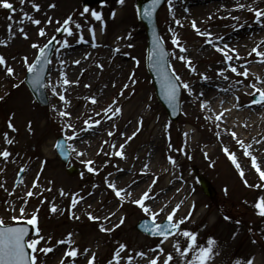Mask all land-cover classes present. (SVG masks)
Segmentation results:
<instances>
[{"label":"rangeland","instance_id":"rangeland-1","mask_svg":"<svg viewBox=\"0 0 264 264\" xmlns=\"http://www.w3.org/2000/svg\"><path fill=\"white\" fill-rule=\"evenodd\" d=\"M85 0H10L13 3L15 12L4 9L0 7V32L2 27H7L11 25L15 31L17 30V36L14 38L10 36L5 45H0V55L5 57V60L9 58L7 64L14 69V75L8 74L4 66L0 65L3 70H0V75L3 76V84L6 85L3 90V96L8 94H15L16 98H28L33 102L39 110L45 115L46 129L49 135L52 137L51 149L54 150V154L57 157L59 164L64 168V175L67 178L78 180L80 183L89 185V190L96 193L100 191L99 200L107 202L114 201L115 204L118 203L119 198L115 195V191L108 187V179L105 174L113 171L119 157H112V147L111 144L114 143L117 138V134L123 132L126 127L123 125H116L115 120H112L110 113L106 112L108 106L111 107L113 100L118 101L120 98L127 97L128 95L133 96V98L140 92L145 94L149 93L152 99V103L155 105V111L160 115L162 126L164 131L161 133L170 144L171 153L178 156L180 160L181 150L187 148V144L184 139V135L180 132V127L184 126L186 119H190L192 125L185 129L191 130L195 137L193 140L196 142L201 149L207 155L205 159L201 158L200 150H192L186 158V162L181 164L178 172L181 171L184 176L189 177V183L191 184L190 190L194 195L195 199H199L202 203L199 207L194 209L191 214L190 219L185 220L181 225L182 229L193 231L197 234L204 229V234L201 238V245H204L215 235H217L222 220H227L228 222L235 224L240 227V233L235 241V247L229 256V264H246L241 259L242 257L248 255L252 257L255 251H259L262 254L264 260V225L261 229H256L255 224H259V219L264 217L255 213L252 210V198L258 193L264 195V179H261L258 172H255L251 176H241L240 170L235 169L233 166V161L229 153H233L235 148L231 143L229 144V152H225L223 147H220L217 141H212V138L217 133V131L209 125L205 116L201 113L200 107L198 105L200 100L207 99L211 96V89L203 87V83L208 81L212 84L220 86L222 84V79H225L219 74L220 69H226L224 76H227V81L231 80V83L237 84L240 81H244L242 77H236L232 74L227 67L221 66V64L227 62L223 53L217 50L216 44L213 49L208 48V43L204 38L199 37L196 29L193 28L192 22L195 21L198 28L210 29L213 32V41L217 40L216 37L223 38H233V32L237 33L239 38L252 37L255 39V44H260L261 40H264V32L259 33H248L247 28L242 30L244 26L255 25L262 26L255 19L254 12L250 11V8H254V2L256 0H236L235 3H230L228 6L222 7L218 6L206 11L205 8L208 6V2H220L221 0H190L188 6H184V10L172 11L169 4L172 5V0H166L164 5L157 13V25L159 28V35L162 38V42L170 54L169 57V67L175 69V72L179 74L184 82H187L193 88V84L198 85L197 89L194 90V95L189 94L186 89H182L181 105L182 113L181 117L177 122H172L165 109L162 107L158 101L154 86L151 82V78L147 72L146 68V58H147V48H148V38L146 34V29L138 19L137 9L135 7L136 0H125V4L121 5L119 0H108L106 5H88L90 9L98 10L104 13L108 9L112 10V13L123 14V11H128L129 19L133 20L135 23L136 30L138 34L131 39L128 34L123 35V40L125 43L121 46H115L110 41L103 44L102 40L99 43V39L95 41L92 40L89 34V29L98 25V22L89 14L81 15ZM223 1V0H222ZM33 3H39L41 5L40 9L37 11L33 7ZM55 5V7H50V5ZM201 4V5H200ZM238 4H244L247 7L238 8ZM199 5V6H198ZM122 6L120 10L117 9ZM126 6V7H125ZM198 6L195 10L198 12L196 14L188 15L194 7ZM188 10V12H187ZM238 11L236 15L240 18L239 21L234 20V11ZM28 13L33 19H39L41 24L36 25L31 20L27 19L23 13ZM115 15L114 18H122V15ZM72 17L70 25L73 29V34L69 36L64 32L61 36H58V28H61L63 21ZM118 16V17H117ZM236 16V17H237ZM51 19L52 23H48ZM124 19V18H123ZM264 20V17L261 18ZM176 20L181 21V24H176ZM59 21L60 23H57ZM124 21V20H123ZM124 23V22H122ZM79 24L82 27L77 28L76 25ZM237 25H240L237 27ZM228 27V28H227ZM23 28L25 32L28 33L27 38L19 31ZM44 28L46 31L45 36L39 35V29ZM206 30V31H207ZM173 33L177 34L180 38L181 44L187 48V53L183 55L180 48H178L173 43ZM83 34L84 41H79V35ZM52 36H56L57 46L55 49L53 60L51 61V70L54 71L58 67H62L63 70H67L70 73V77L67 79L70 81L67 90L62 93L66 97V103L61 100L58 95L52 92L51 85L47 83L46 94L49 100V106L43 107L38 104L31 93L27 85L25 84V77L27 75L26 64L23 62L24 57H28L29 62H33L38 54V50L32 45L34 43H39L43 46L45 43L51 39ZM63 39H68L70 47H60L59 41ZM98 41V42H97ZM99 44L100 49H97ZM131 45V47L129 46ZM192 45L197 47L204 45V51L196 50L192 53L190 48ZM120 47V48H119ZM111 48V50L109 49ZM119 49L117 51L116 49ZM249 47L245 51L249 52ZM261 49H264V45H261ZM75 53V58L73 54ZM231 54V53H230ZM191 57V63L195 67L196 71L193 72L188 66L187 61L180 60L179 56ZM234 55V54H233ZM241 56V54H240ZM64 57H67L65 59ZM242 59L247 62L255 60V55L242 57ZM233 60L232 63L236 65L241 61ZM65 61L61 64L60 61ZM80 60V64H75L73 61ZM139 61L137 63L136 61ZM103 65V67H100ZM139 72V73H138ZM134 73V76L132 75ZM141 73V74H140ZM206 74L209 79L204 80L202 76ZM49 76V74H48ZM48 80V77H47ZM135 81V83L133 82ZM78 81V83H76ZM19 85V87H14V85ZM127 84L128 87L125 88L124 85ZM139 84V87L136 85ZM241 85H246L245 81L240 83ZM249 85V84H247ZM246 89V88H245ZM248 90V89H247ZM252 90L247 91L245 95L244 104L255 105L251 103L252 101ZM121 93H123L121 95ZM203 93V96H200ZM90 97H95L96 102L93 103ZM120 106V105H119ZM118 106V107H119ZM113 108V107H112ZM68 109V111L66 110ZM115 109V108H114ZM61 111L71 113L70 116L65 117L60 113ZM110 117V118H109ZM85 120L90 122L95 120H100V124L110 125L113 129L114 134L111 137L106 138V141L99 148V152L94 159L93 167L98 169V172L93 173L87 169V165L74 164V155L70 152L71 146L69 143V136H73V129L66 128L68 123L75 126L76 134L81 132L87 133L91 129L97 127L98 125L93 124L91 129L86 131H81L82 129H87ZM62 137L66 141V147L70 153L69 163L65 165L61 160L60 156L56 150L57 139ZM210 140L212 142L208 143ZM111 143V144H109ZM207 143V144H204ZM39 143H32L30 146L31 155L38 151ZM7 149L11 155L14 151L9 149L5 143L2 144L0 141V151ZM103 149V151H101ZM105 152H108L106 159L102 160ZM125 158L129 156V151L127 148L124 149ZM10 155V156H11ZM14 156V154H13ZM10 157L8 159L0 158V216H2L6 223H14L10 217L12 215L19 216V210L16 209V205L21 202L22 206L25 208V216H30L31 213L36 210L35 205H31V197H28L26 193L20 195L21 201H16L14 189L18 185V182L24 177L25 171L22 166H17V160ZM136 156V150L134 153ZM148 154H144L143 160H147ZM20 157V156H19ZM241 158V155L239 156ZM25 161L29 162L30 158L26 157ZM242 161L240 162L241 167ZM75 167L78 172L75 175H70L67 169ZM66 169V170H65ZM228 172V173H226ZM197 175L205 177L211 184L212 189L215 192L213 198H209L201 189ZM223 179V180H222ZM247 179L248 185H253L252 187L246 185L244 180ZM226 182L227 186H223L222 182ZM223 182V183H224ZM260 184L261 187H254ZM227 190V191H225ZM92 200L86 202V204H91ZM113 202V203H114ZM124 210L122 215H125L127 219L121 225V232L118 234L117 239L115 238L110 245V252L108 257L103 262L93 261V264H108L110 260H113L114 253L119 250V245L122 244L119 241L120 236H122L124 231L132 232L135 236L132 237L129 242L130 246L126 250L121 251L122 259L120 264H149V261L144 260L137 262L134 257V250L137 248L136 242L140 238H145L149 240V243L145 244L146 250L151 253L159 250L157 247L162 244V237L148 236L146 234L140 233L136 229V224L141 219H149L146 213L141 211V208L131 203L130 201L123 203ZM193 206L190 204L189 209ZM15 208L16 211L13 212L12 209ZM172 209L166 210L159 214L157 217V223L164 222L166 220V215L171 212ZM72 211L67 210L62 214H59L58 221L47 227L48 222L51 220L52 216L49 212L43 211L38 212V226L41 229V234L45 237L51 236L55 238L57 233L67 235L73 232V227L70 225V221L74 220L78 224H91V219L87 215L86 211H77L76 214L80 219H72ZM203 213L200 218L201 223L198 227L194 229L190 225L192 219H197ZM225 217H230L231 219H226ZM258 219V220H256ZM174 220H179L177 215H175ZM264 218L260 219L263 223ZM32 227V233L30 235L34 236V226ZM93 228L94 225H92ZM174 238L180 241L181 251L186 247V240L180 234L169 237V239ZM64 240L65 237L55 238L51 245L54 246V250L47 255L37 251L38 264H60V260L63 257L61 244H57L58 240ZM44 242L42 241L41 244ZM176 243V241H175ZM123 244H125L123 242ZM200 244H198L200 246ZM127 245V244H126ZM39 247V246H38ZM176 250V248H174ZM145 251L141 247L140 252ZM132 257L129 262L127 257ZM72 260L71 257L65 260V264H70ZM75 264H88V261L81 258H75ZM113 264L115 262L113 261ZM157 264H162V261H158ZM170 264H174L173 261ZM187 264V262L178 263Z\"/></svg>","mask_w":264,"mask_h":264},{"label":"bare ground","instance_id":"bare-ground-1","mask_svg":"<svg viewBox=\"0 0 264 264\" xmlns=\"http://www.w3.org/2000/svg\"><path fill=\"white\" fill-rule=\"evenodd\" d=\"M235 1L236 0H221L220 2H208L210 4H208L205 10L209 11L218 6L225 7L230 3H235ZM189 2L190 0H172L171 12L177 10L183 11V7L185 5L188 6ZM198 6H195L194 10L190 13L187 10L189 14H185L186 17L198 13L195 10ZM121 8L123 7L119 6L117 9L120 10ZM254 8L264 10V0H256L254 2ZM123 9V14H121V10L119 12V15H122V18L113 19L112 10L108 9L103 11V21L96 20L98 25L94 26V28L96 39H99V43L101 40L103 44L110 41L115 46H121L125 43L122 41L123 35L128 34L132 39L138 34L134 21L129 19L128 11L125 10V8ZM237 12V10L234 11V17L237 16ZM116 15H118V13ZM12 27L11 32H9V25L1 28L0 45H5L3 42L7 41L10 36L16 38L17 30L15 31ZM199 29L201 31L207 30L205 28ZM244 29L251 34L256 33L257 30H260L257 34L264 32V26L247 25L242 28V30ZM89 30V34L91 35V29ZM207 31L213 33L210 29ZM232 36L234 37L223 38V40L218 42L214 41L213 44H208L207 47L213 49L215 44H220L221 46H223V44H228L233 48H237L242 57L246 56V54L251 52L253 47H255V39L252 37H248L247 39L239 38L236 37L238 34L235 32H233ZM199 37L204 38L205 40L209 39L206 36L199 35ZM247 47L250 48L249 52L245 51ZM190 48L192 49V53H195L196 50H205L204 45L199 47L192 45ZM97 49H100L99 44L97 45ZM109 49L111 50V48ZM260 50L264 51V49L261 48ZM182 53L184 55L187 52ZM253 54L255 55V60L249 61L246 65V60L244 59H242L241 63L239 62L237 65L235 63L241 72L247 67L249 70V76L247 78L242 75H237L229 70L237 78L242 77L246 85H241L240 83L233 84L231 83V80L227 81L226 79H222V84L220 86L206 81L203 83V87H206L209 90L211 89V96L207 99L200 100L202 102L198 103L201 113L205 116L209 125L217 131L212 138V141H217L220 147L223 148L229 147V144L231 143L234 145L233 147L235 150L233 153L236 155L237 162L240 163L242 161L243 163L242 168L244 169V176H251L257 172L255 166L251 162V156L245 154L246 151L251 152L257 157V163L260 165L261 170L264 171V104H244L247 91L252 90L247 84L255 82L258 86L264 87V84L260 82L261 80H264V62H259L256 54ZM75 56L74 53L73 57L75 58ZM64 58L67 59V57ZM6 60L8 62L9 58ZM227 63L228 62H225L221 64V66L227 67ZM1 69L3 70V68L0 67V70ZM65 75L67 78L70 77V73L67 72V70H63L61 66L54 71H50L47 80L48 84L51 85V87L55 86L57 92L64 93L68 88V84H63ZM257 78L260 79L258 80ZM136 86L139 87V84ZM197 86L198 85L193 84V89H197ZM5 87L6 85L3 84V76L0 75V96L4 97L3 100H0V141L14 151L13 154L17 160V166H22L25 171L24 177L18 182V185L14 189L16 201H21L20 195H23V193L27 194V192L31 190L34 193L31 198V205H35L38 212L46 211L52 216L47 227L55 224L58 221L59 214L64 213L68 209L72 212L80 210L86 211V213L91 212L93 215L101 218L108 215L109 212H115V215L111 216L110 220H91L89 226L88 224H78L74 220H71L70 225L73 227L72 240L74 241V244L69 245L66 243L61 244L60 246L62 251H66L68 247L79 248L80 252L77 258L85 259L86 261H88L92 254L95 253V261L103 262L109 255L110 245L115 238L117 239L118 234L121 232V225L111 232L101 231L98 225L104 224L105 227H112L114 224L118 223L121 216L125 218V215H122L124 210L123 203L130 200L126 199L123 203L119 200L116 204L114 201L106 203L105 200H99L100 191H97L96 193L91 192L89 190V185L82 184L78 180L67 178L64 175V168L60 166L59 161L54 154V150L51 149L52 137L48 134L46 129L45 115L28 98H16L14 93L8 94L6 97L5 95L3 96L2 93ZM35 100L40 104L37 98H35ZM205 100L210 102V110L209 108L201 107V104ZM118 106L122 111L115 116L109 112L110 117L112 120H115L116 125H123L126 129L117 134V138L113 143L116 145V148H112V157H119V159L113 171L105 174L108 181H116L118 188H126L127 191H130L131 199L140 198L142 194L149 189V186L152 185L149 193L152 198L146 200V204L150 205L154 210H158L162 207L169 210L175 208V206L179 204L180 208L176 212L178 219L189 216V213L192 214L194 212L193 207L189 209L190 204L192 206L194 205V209H196L202 205V203L198 198H194V195L190 190L191 184L189 183V177L184 176L181 171L178 172L177 170L180 169L181 164L184 162L187 164L186 158L192 150H200L201 158L205 159V152L203 150L201 151V149L197 147L198 144L193 140L195 137L194 133L191 130H186L184 132L185 129L192 125L190 122L191 120L186 119L184 126L180 127V132L184 135L187 144V148L182 149L180 152L182 157V160H180L177 155L171 153L169 142L165 136L161 134L164 131L161 117L155 111V105L152 103L149 93L145 94L140 92L138 95L136 94L134 98L133 96L128 95L127 97L120 98L118 101L113 100L111 107L114 109ZM226 109L228 111H225ZM66 110L68 111V109ZM220 113H223L222 118H219ZM10 120L12 124L15 125V130L9 127L8 122ZM29 122H31L30 128ZM110 129L113 131L114 128L110 125L101 123L87 133L81 132L76 134L74 138H70L73 136H69V143L71 146L70 152L75 158L73 161L74 164L85 166L86 164L84 161H94L93 157L97 155L99 148L102 147L106 138L112 136H109L108 134ZM233 131L237 133L235 138L231 135V132ZM5 133H7V138L5 137ZM133 133H135L134 136ZM128 137L132 138L129 140ZM8 139H11L13 142L8 144ZM126 140L127 143H125ZM237 140H243L245 144H249L251 147L245 149L237 143ZM212 141L208 140L207 142L210 143ZM36 142L40 144L38 151L36 150V152L31 155L30 146L32 143L35 144ZM121 144H124V149L127 148L129 151V156L127 158H125V156L120 157L114 154ZM73 149H75V151ZM135 150L136 156H134ZM229 150H231V148H229ZM81 151L84 153L82 156L78 155V152ZM13 154L10 157H12ZM144 154H148L147 160H143ZM107 155L108 152H105L102 160L106 159ZM240 155L241 158L239 157ZM169 156L175 158V165L168 160ZM26 157L30 158L29 162L24 160ZM0 158L3 159L2 156H0ZM145 165L148 166L146 169L144 168ZM233 165L236 169L234 163ZM118 169H122V171ZM142 169L144 170L142 171ZM1 170L2 169H0V171ZM68 170L69 169H67V171ZM37 176L39 177V184L36 187H33V182ZM154 178L156 179L153 184ZM223 182L222 185L224 187L227 186V183ZM61 189H63V192L65 193L64 195H61ZM36 193H39V195ZM262 195L263 194L258 193L252 198V210L255 213H258L255 204L257 203L258 198ZM74 196L83 197V199L77 204L76 209L71 208V200ZM89 200H92L90 205L86 204ZM52 203L57 205V211L55 213L51 211ZM21 207H23L21 202L16 205V209L18 210ZM141 211L143 210L141 209ZM202 215L203 213L197 219H192L190 221V225L193 229L198 227L201 223L200 218ZM263 218L264 217L260 219ZM260 219H256L259 221V224L258 222L255 224L257 225L256 229L258 230L264 225V221L262 223L260 222ZM126 220L127 219H124V222ZM92 225H94L95 228H93ZM239 233V226L232 224L227 220H222L217 235L212 238L216 242L214 245L215 255L208 264H229V256L235 247V241ZM203 234L204 229H201V232L197 234L198 244H200ZM134 236L135 235L132 232L124 231L122 236H120L119 241L130 246L129 240ZM61 237H65L64 240H67V235L61 233H57L55 238ZM55 238H52L51 242ZM175 241L177 240L174 238L166 241L162 240L164 251L161 252L160 250H156V252L151 253L150 251H147L145 247V244L149 243V240L140 238V240L136 242L137 248L134 250V259L139 263L144 260L150 261L151 258L159 256V261L163 262V260L167 258V253L170 252L173 255L172 261L174 264L191 260L195 253H189L187 259L181 257L180 252L174 250ZM207 244L208 242L204 245L200 244V246H207ZM141 247L145 249L143 252L146 253L143 257L139 255ZM84 249H88L89 251L85 253ZM241 260L246 264H248L249 261H251V264H264L262 254L259 251H255L252 257L246 255L242 257Z\"/></svg>","mask_w":264,"mask_h":264},{"label":"snow or ice","instance_id":"snow-or-ice-1","mask_svg":"<svg viewBox=\"0 0 264 264\" xmlns=\"http://www.w3.org/2000/svg\"><path fill=\"white\" fill-rule=\"evenodd\" d=\"M23 2L24 0H21V3ZM160 2L161 0H151L150 5L143 9L144 14L147 15L149 18H151V16L156 10V6L159 5ZM100 3L103 5H106L108 3V0H100ZM119 3L123 5L125 4V0H119ZM0 7L11 10L13 12L16 11L13 3L10 2V0H0ZM33 7L38 11L41 5L39 3H33ZM50 7H55V5L54 4L50 5ZM169 7L171 8L172 5L169 4ZM237 7L245 8L247 6L244 4H238ZM249 10L254 12L256 21L260 23L262 26H264V20L261 19L262 17H264V10L258 9V8H250ZM89 13L92 17L95 18V20L103 21V13L101 11L90 9L88 5H85L81 15L89 14ZM23 15L27 19L31 20L34 24L36 25L41 24V21L39 19H33V17L30 16L28 13L25 12L23 13ZM115 15H116L115 12H113L112 16L115 17ZM233 19L239 21L240 18L237 16V17H233ZM71 21H72V17L69 16L63 21L62 27L58 28L57 31L58 32L64 31L69 36H71L73 34V29L71 26H69ZM48 23L49 24L52 23L51 19H49ZM57 23H60V22L57 21ZM176 24L180 25L181 21L176 20ZM192 26L194 29H196L199 35L206 36L209 38L206 40V43L208 44L214 43L212 39L214 35L213 33H211L210 31H201L197 27L195 21L192 22ZM239 26L240 25H237V27ZM76 27L81 28L82 26L77 24ZM19 31L25 36V38H27L28 33L25 32L23 28H20ZM9 32H11V25H9ZM39 35L42 37L46 35V31L44 28L39 29ZM91 38L93 41L96 40V32H95L94 27L91 28ZM216 39L223 40V37H216ZM56 40H57L56 36H52L51 39H49L48 42L45 43L43 46H41L39 43H34L32 47L38 50V55L35 57L33 62H29L28 57L26 56L24 57L23 62L26 64V71L32 74V83L34 87H39L41 85H44L45 87L47 86L44 81V74L46 71V66L50 63V58H51L50 49H51L52 43L53 41H56ZM83 41H84V36L83 34H80L78 42H83ZM3 43L6 44L7 41H4ZM58 43L60 44V47L62 48L71 46L69 44L68 39H63L62 41H59ZM173 43L178 48H180L182 52H187V48H185L181 44L179 36L175 33H173ZM157 44L159 45L158 49L154 50L153 53L150 54L149 59L150 61H152V67L157 71V73L160 76V82H161V87H162L164 96L166 97L168 102L175 107L178 104L181 88L186 89L189 94H193V95L195 94L194 89L191 87L189 83L184 82L182 80L179 74L175 72L174 68L172 69L171 73L169 72V69L167 67L168 53L164 49L162 38L157 39ZM261 45H264V40H261L260 44H257L255 47H253V49L251 50V52L248 53V55L251 56L253 53H255L259 62H264V51L260 50ZM129 46L131 47V45ZM215 46L218 51L224 54L225 59L228 62L227 69H230L231 72L236 73L237 75H242L245 78L249 76V70L247 69V67H245L244 71L241 72L240 69L235 64L232 63L234 59L235 60L242 59L240 56L239 50L237 48H233L231 47V45H228V44H223V46H221L220 44H216ZM116 50L119 51L118 48ZM179 59L187 61V66L193 72L196 71L195 67L191 63V57H186V56L181 55L179 56ZM80 62H81L80 60L73 61V63L75 64H80ZM136 62L139 63L138 60ZM60 63L64 64L65 61L61 60ZM247 63L248 62L245 61V65ZM0 65L5 67L6 72L8 74H12V75L15 74L14 69L7 64L5 57L3 55H0ZM100 67H103V65H100ZM225 71L226 69H220L219 74L225 79H227L228 77L224 76ZM132 75L134 76V73ZM202 79L207 80L209 79V77L206 74H204L202 76ZM257 79L259 80L260 78H257ZM133 82L135 83L134 80ZM260 82L264 84V80H261ZM69 83L70 81L67 79L65 75L63 84L67 85ZM76 83H78V81ZM238 83H243V82L240 81ZM14 87H19V85L18 84L14 85ZM124 87L127 88L128 85L125 84ZM248 87L253 89V92H252L253 96L259 95V100L253 99L251 103L264 104V87L258 86V84L255 82L250 83ZM51 90L53 93L58 95L61 100H64L65 102H67L66 97L61 92H57V89L55 86H53ZM122 94L123 93H121V95ZM200 96H203V93H200ZM3 99L4 97L0 96V100H3ZM89 99H91L93 103L96 102L95 97H90ZM201 107L209 108L210 110V102L205 100L201 104ZM121 111L122 109L119 107H116L115 109H113L112 107H109L108 109H106V112H111L113 116H115L117 113H120ZM225 111H228V110L226 109ZM60 114L65 117H68L71 115V113L65 112V111H61ZM222 117H223V113H220L219 118H222ZM8 123H9V127L15 130V125L12 124L11 120ZM85 124L87 125V129H82L81 131H86L88 129H91L93 124H96V125L100 124V120H95L92 122H90L89 120H85ZM30 125H31V122H29V128H30ZM66 128L73 129V137H70V138H74L75 133H76L75 126L71 123H68L66 125ZM108 134L109 136L113 135V131L110 129ZM134 135L135 133H133V136ZM231 135L232 137L235 138L237 136V133L233 131L231 132ZM5 137L7 138V133H5ZM131 138L132 137H128L129 140ZM12 142L13 141L11 139L7 140L8 144H11ZM125 143H127V140L125 141ZM237 143H239L245 149H248L251 147V145L245 144L243 140H237ZM56 147L61 149V151H67V149H65L62 143L58 142L56 144ZM112 148L115 149L116 145L112 144ZM73 150L75 151V149ZM101 151H103V149H101ZM224 151L227 153L229 152V149L225 147ZM114 154L120 157H124L125 156L124 144H121L119 149L116 150ZM229 154L236 168L240 170V175L243 177L245 174L244 169L241 167L240 163L237 162L235 153H229ZM245 154L251 156V162L255 166V170L259 173L261 179H264V171L261 170L260 165L257 163V157L253 155L251 152L246 151ZM10 155L11 153L7 149L0 151V156H2L5 159H8ZM78 155L82 156L84 155V153L81 151V152H78ZM205 155H207V153H205ZM168 160L173 165L176 164V160L174 157L169 156ZM84 163L88 166V170L90 172H93V173L98 172V169L92 166L94 163L92 160H86L84 161ZM147 167H148L147 165L144 166L145 169ZM118 170L122 171V169H118ZM143 170L144 169H142V171ZM155 179L156 178H154L153 180V184L155 183ZM244 183L248 185L247 179L244 180ZM38 184H39V177L37 176L33 182V187H36ZM2 186L3 185H0V187ZM248 186L252 187L253 185H248ZM108 187L115 191V195L119 198L121 203H123L126 199H128L130 200L131 203L138 205L143 210L144 213H146L149 217H151V221H152L151 224H149L148 221H145L144 223L145 230L149 232L151 235L155 237H162L163 240L166 241L169 239V237L173 236L175 233H180L186 240V247H184L183 251L180 250L181 246H180L179 240H177L174 245L176 250L180 252V256L187 259L189 253H192V252L195 253L192 259L187 261V264H208V262L214 257L215 255L214 245L216 243L214 239H210L208 241L207 246H199L197 233L181 228V225L185 222V220L190 218L191 213H189V216H186L182 219L174 220L176 212L180 208L179 204H177L175 208H173L172 211L166 215V220L164 222H160V223L156 222L157 217L159 216L161 212L164 211V208L162 207L158 210H154L150 205L145 203L146 200H149L152 198L149 195L152 185H150L149 189L146 190L142 194V196L138 199H131V192L127 191L126 188H118L116 181H108ZM254 187L260 188L261 185L257 184ZM60 192H61V195L65 194L63 192V189H61ZM33 194L34 193L30 190L27 192L26 195L28 197H31L33 196ZM36 194L39 195V193H36ZM82 199L83 197L74 196L71 200V208L76 209L77 204ZM194 207L195 206L193 205V210H194ZM255 207L258 210V214L261 216H264V195L258 198V201L255 204ZM12 211L15 212L16 209L13 208ZM51 211L53 213L57 211V205L55 203L51 204ZM19 213H20L19 216L12 215L10 217V219L14 222L11 224L6 223L4 218L0 216V264H38V256L36 255L37 251L47 255L48 253H51L54 250V246L51 245L52 237L51 236L45 237L44 235L41 234V229L38 226V216H37L38 209L34 210L30 216H25L24 215L25 208L21 207L19 209ZM71 215L73 219H80V217L76 214L75 211H73ZM87 215L93 221L101 220V219H103L104 221H108L110 220L111 216L115 215V212H109V214L104 216L103 218L93 215V213L91 212H88ZM225 218L231 219L230 217H225ZM124 219L125 218L121 216L118 220V223L114 224L112 227H105L104 224H100L98 225V227L100 228L101 231L111 232L115 228L122 225L124 223ZM29 226H34V233H35L34 236H31V237L29 236V233H30ZM72 236H73L72 233H68L67 240H63V239L58 240L57 244H66V243L69 245L74 244V241L72 240ZM42 241L44 242L43 244H41ZM127 247L128 246L126 244H123V243L120 244L119 250L115 251L113 260H110L108 264H113V261L115 262V264H120V261L122 259L121 251L126 250ZM157 247L159 248L161 252L164 251L163 247H161L160 245H158ZM88 251H89L88 249H84L85 253ZM79 252L80 250L77 247H68L64 253V256L60 260V264H65V260L68 259L69 257L72 258V260L70 261V264H75V258L78 256ZM139 255L143 257L146 255V253L141 251ZM95 259H96V256H95V253H93L92 256L88 260V264H93V261H95ZM127 259L130 262L132 257L129 256L127 257ZM159 260H160V257L155 256L150 259L149 264H157ZM172 260H173V255L172 253L169 252L167 253V258L163 260L162 264H170ZM237 264H239V262H237ZM248 264H251V261H249Z\"/></svg>","mask_w":264,"mask_h":264},{"label":"water","instance_id":"water-1","mask_svg":"<svg viewBox=\"0 0 264 264\" xmlns=\"http://www.w3.org/2000/svg\"><path fill=\"white\" fill-rule=\"evenodd\" d=\"M164 2H165V0H161L160 4L156 6V10L153 13V15L151 16V18H149L143 12V9L150 5L151 0H137L136 7L138 10L139 19L145 25L147 36L149 38L147 69H148V72L152 78V83L156 89L157 98H158L159 102L161 103V105L163 106V108L167 111L171 121L176 122L179 120V118L181 116V90H180L178 104L174 107L173 105H171L168 102V100L164 96V93H163V90L161 87L160 76L157 73V71L152 67V61H150V59H149L150 54L153 53V51L158 49V47H159V45L157 44V39L160 38V36H159V30H158V26H157L156 16H157V12L163 6ZM95 3H100V0H86V4H95ZM62 33H63V31L60 32V35ZM55 45H56V41H53L51 49H50V53H51L50 61H51L52 56H53V51L55 49ZM164 49H165V47H164ZM165 51H166V49H165ZM167 67L169 69V72L171 73V70L169 68V53H168V65H167ZM49 70H50V63L46 66V71L44 74L45 84H46V78H47V75L49 73ZM25 82L28 85V87L30 88V90L32 91L35 98H37L38 102L42 106L47 107L49 105V101H48L47 95H46V87L44 85H41L39 87H34L33 83H32V74L31 73L27 74ZM254 99L259 100V95L255 96ZM58 142L62 143L66 149V142L64 139L60 138L58 140ZM57 149H58V152H59L60 156L62 157L64 163L67 164L69 161V152L68 151H61V149H59V148H57ZM69 173L71 175H75L76 171L70 170ZM198 180H199V182L203 188V191L209 197H213L214 192L211 189L209 183L203 177H198ZM145 221H148V220L142 221L137 226V229L143 233L150 234L149 232H147L145 230V227H144ZM148 223L151 224V221H148ZM30 234H31V228H30L29 236H30Z\"/></svg>","mask_w":264,"mask_h":264}]
</instances>
